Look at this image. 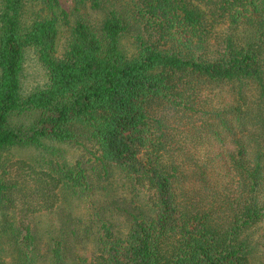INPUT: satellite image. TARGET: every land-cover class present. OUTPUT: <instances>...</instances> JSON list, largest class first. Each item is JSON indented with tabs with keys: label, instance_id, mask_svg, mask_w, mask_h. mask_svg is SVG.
Here are the masks:
<instances>
[{
	"label": "trees",
	"instance_id": "obj_1",
	"mask_svg": "<svg viewBox=\"0 0 264 264\" xmlns=\"http://www.w3.org/2000/svg\"><path fill=\"white\" fill-rule=\"evenodd\" d=\"M76 2L100 12L99 24L73 22L60 0H0V213L20 217L9 229L26 264L87 262L74 256L82 221L62 202L92 199L96 179L114 175L149 203L118 208L124 232L95 213L97 264H251L264 247V0ZM60 25L69 38L59 57ZM28 48L46 83L25 93ZM48 142L93 159H47L40 172L2 161ZM47 212L63 227L43 243L21 214ZM2 247L0 233V264Z\"/></svg>",
	"mask_w": 264,
	"mask_h": 264
},
{
	"label": "rangeland",
	"instance_id": "obj_2",
	"mask_svg": "<svg viewBox=\"0 0 264 264\" xmlns=\"http://www.w3.org/2000/svg\"><path fill=\"white\" fill-rule=\"evenodd\" d=\"M77 0H60L61 5L65 11L70 15L71 20L74 22L79 18H86L90 22L96 24L101 21V13L96 12L90 8H84L77 4ZM60 38L58 43V54L61 56L64 52L67 40L69 38V31L64 25L59 26ZM122 49L129 55H133L137 51V43L134 37L129 34L121 40ZM46 83V70L42 63L38 60V57L34 49L28 48L25 53L24 61V75H23V90L25 93H30L36 87H40ZM47 148L33 149V148H14L4 152L3 159L4 165L7 166L9 163H17L23 161L27 164L35 166L37 171H42L44 167L39 168V163L44 164L47 159H54L61 163H67L69 165H75L77 162L89 163L88 161L93 159L92 152L87 148H77L68 146L66 144H53L48 142ZM28 170V168H26ZM26 170V171H27ZM26 175V180H31V176L36 178V173L31 171L23 172L17 171L16 167L13 170V174ZM40 174V173H37ZM39 176V175H38ZM98 182L96 185L95 196L92 199H77L67 196L63 199L64 207L71 210L76 216L81 219V227L83 237L80 244L75 245L74 256L80 255L83 260L87 259V262L83 264H97L100 259V242L98 241L99 236L96 235L98 230L99 219L95 213L100 212L109 213L107 217H111V220L115 222L116 227L119 231H125V224L123 222L124 216L120 213L118 208L126 207L127 203H132L133 206L148 205L150 194L148 192H141V195H137L132 192V187L125 181V179L114 175L108 179L97 178ZM68 194V191H65ZM123 197L133 200H125ZM98 198H102L101 201ZM132 201V202H130ZM115 204V205H113ZM103 206L107 207L108 210L104 209ZM21 207V206H20ZM15 214V215H14ZM12 213L10 210H5L0 213V233L3 240V262L2 264H26L21 250V246L16 243L15 234L9 229V225L14 223L15 229H18L19 219L17 212ZM28 220L25 221V225L30 223L32 226H36L42 234L43 243L48 241L51 237L61 236L60 220L57 217L58 212H47L37 214L35 216H26ZM64 229V228H63ZM65 230V229H64ZM45 250V248H43ZM42 250V251H43ZM44 253V251H43ZM73 256V257H74ZM75 258V257H74ZM251 264H264V247H258L255 253L251 256ZM43 264H50L49 262L43 261ZM71 264H78L75 260L71 261Z\"/></svg>",
	"mask_w": 264,
	"mask_h": 264
}]
</instances>
